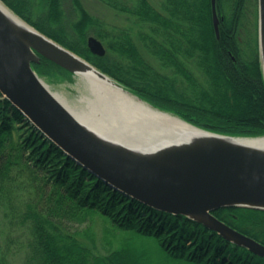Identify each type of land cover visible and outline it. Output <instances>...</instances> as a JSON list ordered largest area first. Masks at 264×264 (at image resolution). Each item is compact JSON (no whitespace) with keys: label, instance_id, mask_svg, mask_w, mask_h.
<instances>
[{"label":"trees","instance_id":"16d2710c","mask_svg":"<svg viewBox=\"0 0 264 264\" xmlns=\"http://www.w3.org/2000/svg\"><path fill=\"white\" fill-rule=\"evenodd\" d=\"M1 1L153 106L209 131L264 136L257 0H216L218 37L210 0H159V8L150 0H98L132 21L160 71L128 30L106 29L79 0H72L78 16L69 24L61 0ZM91 33L104 56L86 47ZM32 68L50 84L73 81L43 57ZM212 214L264 245L263 210L231 207ZM0 264H264V257L114 189L0 94Z\"/></svg>","mask_w":264,"mask_h":264},{"label":"water","instance_id":"95a60500","mask_svg":"<svg viewBox=\"0 0 264 264\" xmlns=\"http://www.w3.org/2000/svg\"><path fill=\"white\" fill-rule=\"evenodd\" d=\"M0 3L29 29L18 30L0 12V94L3 98L64 154L114 189L157 210L192 219L264 257V245L212 214L219 208L231 207L264 211V149L248 145L264 136L209 131L153 106L24 22L1 0ZM210 6L218 37L216 0H210ZM257 45L264 83V0H257ZM86 46L93 55H105L103 44L93 36L87 37ZM41 57L72 75V82L63 80L62 83L77 82L82 86L78 102L104 120V128L81 118L34 71L32 64H38ZM79 66L84 67L81 73L77 71ZM105 82L124 95L115 100L101 94L104 100L90 104L93 93L108 90L106 86L103 89L96 85H105ZM198 134H207L217 141L195 144ZM226 140L239 143H226Z\"/></svg>","mask_w":264,"mask_h":264},{"label":"rangeland","instance_id":"374dc122","mask_svg":"<svg viewBox=\"0 0 264 264\" xmlns=\"http://www.w3.org/2000/svg\"><path fill=\"white\" fill-rule=\"evenodd\" d=\"M84 9L88 12L89 15L98 18L106 29L111 30L113 27L115 28H124L129 31L132 35L135 43L137 44L142 55L147 59L148 63H150L155 69L160 71L158 64L155 60H153L148 54H146L145 50L142 47L141 41L137 38L138 28L133 25L132 21L122 13H118L116 10H113L105 5L101 4L98 0H79ZM150 2L156 7L159 8V0H150ZM62 11L65 17V21L69 24L72 21L77 19L78 13L72 0H61ZM251 21V20H250ZM250 23V22H249ZM64 24H66L64 22ZM140 31L146 32V29H141ZM248 33L251 34L252 30L248 27ZM90 35H93L92 33ZM189 68L199 76L200 74L197 71H194L192 64L189 63ZM51 90L53 92H57L61 95L67 103L75 108V110L80 113V117L83 118L88 123L96 124L102 128L105 123L104 120L98 119L99 117L94 112H89L83 103L78 102L79 94L82 92V86L75 83H62L53 81L52 84H49Z\"/></svg>","mask_w":264,"mask_h":264},{"label":"bare ground","instance_id":"6f19581e","mask_svg":"<svg viewBox=\"0 0 264 264\" xmlns=\"http://www.w3.org/2000/svg\"><path fill=\"white\" fill-rule=\"evenodd\" d=\"M0 12L5 17V19L10 24H12V26L16 27L18 30L25 31L26 29H28L26 27V25H24L16 16H14L9 10H7L1 3H0ZM218 23H219V19H218ZM263 59H264V54H263ZM83 68H84L83 66H79V67H77V71L81 73ZM92 79H95V78L92 77ZM96 85L100 86L101 88L106 86L108 88V90L107 91H103V93L102 92L101 93H95V94L93 93V95L89 97L90 100H91V102H89L90 104L93 103V102L104 100V97H102L101 94H103V95L107 94L112 99H115V100L121 98L124 95L123 92H121L119 89H116V88L111 87V86L110 87L107 86V82H105V85H103V84H96ZM206 135L207 134H198V135H196V137L194 138L195 139V144H197L198 142L201 143V144H206L207 142L213 143V142L217 141L215 137L206 136ZM226 143H239V142L238 141L234 142V141H231V140H226ZM240 143L245 145L243 142H240ZM248 145L254 146L255 148L264 149V139L253 140V142H248Z\"/></svg>","mask_w":264,"mask_h":264}]
</instances>
